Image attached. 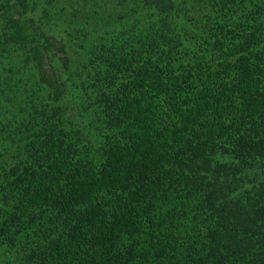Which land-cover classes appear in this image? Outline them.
Segmentation results:
<instances>
[{"label":"trees","instance_id":"16d2710c","mask_svg":"<svg viewBox=\"0 0 264 264\" xmlns=\"http://www.w3.org/2000/svg\"><path fill=\"white\" fill-rule=\"evenodd\" d=\"M0 264H264V0H0Z\"/></svg>","mask_w":264,"mask_h":264}]
</instances>
